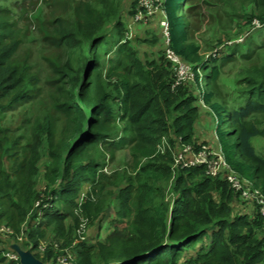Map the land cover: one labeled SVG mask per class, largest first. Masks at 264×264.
<instances>
[{
  "label": "trees",
  "instance_id": "16d2710c",
  "mask_svg": "<svg viewBox=\"0 0 264 264\" xmlns=\"http://www.w3.org/2000/svg\"><path fill=\"white\" fill-rule=\"evenodd\" d=\"M184 1L164 0L161 19L167 24V49L191 66L192 79L172 89L171 74L160 70L150 77L146 86L123 84V132L118 133L117 128L110 133L98 130L101 125L113 124L114 119L107 110L111 92L100 90L98 86L101 77L96 70L98 58L95 55L89 56V62L80 68L87 85L72 95L78 103V121L73 138L69 141L65 138L59 148L49 143L47 149L51 163L41 176L36 166L37 159L28 160L21 154L19 139L0 133V223L5 219V227L13 229L15 236L20 234L22 224L27 225L30 228L27 237L30 241L35 239L33 256L43 264H54L57 253H60L53 249V242L59 244V248L70 245L67 239L72 228L67 226V222L72 221L73 227L78 228L80 221L67 214L65 209L78 206L75 201H78L84 184L91 185L81 198L78 210L87 215L90 222L102 214L101 202L108 194L110 183L106 179L98 182L96 173L100 168V156L94 158L91 155L97 141L101 139L114 149L129 142L135 149L153 148L170 127L182 143L191 144L192 126L198 117L196 103H201L213 116L218 151L233 173L249 182L250 191L258 190L259 197L264 200V156L258 154L252 144L255 138H264V63L251 73L243 74V90L239 94L234 91L235 98H222L218 83L221 64L241 59L250 61L252 52L245 53L255 48L252 43L255 37L259 38L257 43H264V17L256 19L261 25L259 29H255L251 21L255 14L261 13L259 2L251 0L253 6L243 13V17L249 20V33L245 39L240 43H235V39L231 44L220 46L213 57L205 60L200 47L190 38L189 23L184 15V7L189 12L195 7L189 5V0L188 4ZM74 11L77 25L72 28L59 26L61 41L71 47L78 43L81 23L87 26L95 21L92 7L83 0L74 6ZM7 23L0 22V113L18 103L29 91V87L21 88L23 75L8 63L17 45L8 41L12 33L8 32ZM120 26L116 24V27ZM85 38L87 36L82 39ZM103 40L102 33L96 35L88 42V51L97 50ZM119 45L122 44L119 42ZM123 50L129 52L128 59L133 62V69L141 72L131 50L125 46ZM204 81L205 87L202 85ZM87 86L90 95L86 98L83 90ZM64 106L65 111L72 108L70 104ZM48 129L51 130L49 125ZM199 144L207 145L193 144L196 150ZM156 161L169 160L159 156ZM160 163L151 161L140 169L141 174L127 178L123 190L109 193L122 204L123 209H127L134 189L138 218L131 236L120 237L117 230L120 223L116 222L110 238L93 247L84 242L79 244L81 250L77 252V264H264V218L258 206L252 202L253 208L248 214H234V208L240 209L246 200L231 189L224 176L208 177L203 167L177 169L178 175L171 185L175 195L171 206L155 202L156 198L162 197L171 179L170 170ZM161 182L163 187L160 190L158 184ZM57 200L60 207L55 205ZM259 231L262 237L258 239ZM46 237L50 238L49 247L43 254L37 253L36 248ZM205 237L209 238L207 246L203 245ZM190 248H197L196 258L181 262L183 252ZM3 259L0 255V264Z\"/></svg>",
  "mask_w": 264,
  "mask_h": 264
},
{
  "label": "rangeland",
  "instance_id": "374dc122",
  "mask_svg": "<svg viewBox=\"0 0 264 264\" xmlns=\"http://www.w3.org/2000/svg\"><path fill=\"white\" fill-rule=\"evenodd\" d=\"M79 1L0 0V6L3 8L0 11V22L2 24L8 22L6 28L9 29L8 32L12 33L8 41L17 45L16 52L8 59V63L23 75L24 83L21 88L29 87L24 98L0 113V133L2 135L10 134L11 138L19 139L21 151L23 150L21 154L28 160L37 159L36 166L40 176L51 163L47 149L49 143L51 142L55 148H59L65 138L68 141L73 138L76 121H78V103L72 95L78 94L80 87L87 85L80 68L89 62V56L96 55L98 58L96 70L101 77L98 82L99 89L111 92L107 110L112 113L113 124L108 126L104 124L98 129L106 133L113 132L116 128L118 133L123 132L121 129L124 127L121 121L125 96V92L122 90L123 84L138 83L141 86H146L150 77L154 76L153 74H158L160 70H166L171 74V79H174L175 65L166 56L167 38L164 29L159 26L160 21L158 22L161 16H156L151 23L146 25L137 24L134 22L135 14L132 13L135 0H83V3L92 7L95 21L87 26L85 23H81L78 43L75 46L71 47L61 41L59 26L72 28L77 25L74 6ZM258 2V10L261 13L260 15L255 14V18L251 19L255 29L261 28L257 20L259 17H264L261 16L264 13V0H258ZM184 4H188V0H185ZM189 5L195 7V10L193 9L191 12L187 7H184V15L189 23V35L191 40L200 47L201 56L205 60L213 57L220 46L231 44L235 39V43H240L249 33L247 31L249 20L243 17V13L253 6L251 0H189ZM117 23L121 26L116 27ZM84 29L86 32L82 33ZM99 33H102L104 40L98 45L97 50L88 51V42ZM85 36L87 38L83 40L82 38ZM258 39L256 36L255 42L254 40L252 42L255 48L249 53H245L246 55L252 52L253 56L250 61L241 59L238 62L220 65L218 83L222 98H235L234 91L239 94L243 90V83H241L243 74L247 71L251 73L255 68L263 65L264 43L262 41L257 43ZM119 42L122 45H119ZM124 46L131 50L136 67L143 72L142 75H140L141 72L133 69V62L128 59L129 52L126 53L123 50ZM253 50L256 51L253 52ZM250 56L247 55V57ZM150 64L156 66L150 67ZM185 64L191 68L188 63ZM187 79H192V72ZM205 83L206 81L201 83L203 87H205ZM83 93L86 98L90 95L89 86L85 91L83 90ZM195 94L197 97L199 96L197 91ZM66 104L72 105L70 111H65L64 105ZM194 106L198 109V117L192 126L193 143L191 144L206 143L213 147L212 149L217 150V141L213 131V116L201 103H196ZM261 120L259 119V122ZM48 125L51 130L48 129ZM129 143H123L119 148L115 147L114 149L100 139L96 143V149L91 151L94 158L100 156L98 160L100 168L96 173L99 178L98 182L106 179L110 185L107 188L106 198L101 202L102 214H99L96 220L90 222L88 216L78 210L81 198H84L91 185L89 183L83 185L78 195L79 199L75 201L78 206L65 209L67 214L74 215L80 221L78 228L73 227L72 221L67 222V226L72 228L67 239L70 245L60 248V251H70L75 263L77 252L81 250L79 236L85 239L84 244L93 247L112 236L116 222L120 223L117 224L118 226L116 225L120 237L131 236V230L135 227L133 225L137 223L138 218L136 211L138 202L134 189L127 209H123L122 204L114 200L113 194L111 196L109 193L123 190L127 185V178H134L141 174L140 169L144 168L146 164L151 161L161 162L160 164H163L171 172V179L162 193V197L156 198V201L152 197L151 203L160 201L170 207L171 200L175 198L171 188L178 175L173 161L178 145L174 131L168 127L166 133L160 137L153 148L135 149ZM252 144L255 151L264 156V138H255ZM161 145L165 147L170 145L171 151L166 149L162 152L159 148ZM148 155L149 157H147ZM159 156L166 157L169 161H156ZM113 184H117L116 187ZM158 187L160 190L162 189V182L158 184ZM257 201L259 202L261 199H253V197L247 199L245 204L241 203L240 209L234 208V214L239 212L248 214L253 208L252 202L256 206L258 204L261 206ZM55 202V205L58 206L59 201ZM262 217L264 218V216ZM5 224V219L1 220L0 228L5 227ZM29 230L27 225L22 224L20 234L17 236L13 229L10 230L13 237L0 233V255L4 258L2 264H19L17 251H28L35 243V239L30 241L27 237ZM79 230L81 231L80 235L78 234ZM44 232L46 233V231ZM257 235L258 239L261 238V231ZM49 239L46 237L45 240L40 241V244L47 245ZM59 241L62 243L61 239ZM208 243L209 238L205 237L203 245L207 246ZM58 247H60L59 244ZM197 248L184 251L181 262L195 259Z\"/></svg>",
  "mask_w": 264,
  "mask_h": 264
},
{
  "label": "built area",
  "instance_id": "2783aa9c",
  "mask_svg": "<svg viewBox=\"0 0 264 264\" xmlns=\"http://www.w3.org/2000/svg\"><path fill=\"white\" fill-rule=\"evenodd\" d=\"M163 4L164 0H135L134 22L139 25H146L147 23H150L156 16H161L163 14ZM158 22L160 24L159 26L164 29V34L167 38L166 44H168L167 24L165 20L161 18L158 20ZM165 52L167 58L175 65L173 74L174 79L173 84L171 86L172 89H175L185 80H188L187 78H189V74L192 72V70L178 56L170 52L167 47ZM177 141V150L175 151L173 158L176 169L188 170L191 168L203 167L205 169V175L208 177L217 178L219 176H224L231 189L235 193H238L241 199L247 200L250 198L252 199V197L253 199H261V201H257L261 204V206H259L258 204V208L260 214L264 216V200L259 197V191H250L251 184L247 181L240 179L236 174L233 173L230 166L225 161L224 157L218 151V149L214 150L212 149L213 147L209 145L199 144V149L196 150V146H194L193 144H184L181 142L180 138H177ZM159 148L162 152H164L166 149L168 151H171L170 145L167 147L161 145ZM0 233L8 235L12 234V232L6 227H1ZM78 234H81L80 230L78 231ZM79 238V241H81L80 243L85 241L83 237L79 236ZM52 246L55 251L58 250L60 252V255L56 257L54 264H76L73 260V256L70 251H60L58 244L55 242H53ZM48 247L49 243L47 245L39 244V246L36 248V252L43 254ZM33 249V246H31L30 251L32 253ZM16 260H18V258H16Z\"/></svg>",
  "mask_w": 264,
  "mask_h": 264
},
{
  "label": "water",
  "instance_id": "95a60500",
  "mask_svg": "<svg viewBox=\"0 0 264 264\" xmlns=\"http://www.w3.org/2000/svg\"><path fill=\"white\" fill-rule=\"evenodd\" d=\"M17 253L19 256V264H43L31 254L30 250L25 252L18 250Z\"/></svg>",
  "mask_w": 264,
  "mask_h": 264
},
{
  "label": "clouds",
  "instance_id": "9594fccd",
  "mask_svg": "<svg viewBox=\"0 0 264 264\" xmlns=\"http://www.w3.org/2000/svg\"><path fill=\"white\" fill-rule=\"evenodd\" d=\"M135 14V13H134ZM161 17H159V19H160ZM151 23V22H150ZM79 246V245H78Z\"/></svg>",
  "mask_w": 264,
  "mask_h": 264
},
{
  "label": "crops",
  "instance_id": "0c3cea01",
  "mask_svg": "<svg viewBox=\"0 0 264 264\" xmlns=\"http://www.w3.org/2000/svg\"><path fill=\"white\" fill-rule=\"evenodd\" d=\"M33 254V253H32Z\"/></svg>",
  "mask_w": 264,
  "mask_h": 264
}]
</instances>
